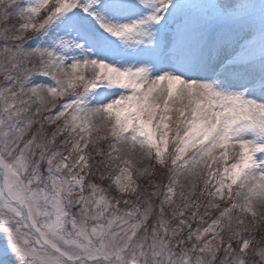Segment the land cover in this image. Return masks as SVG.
I'll return each instance as SVG.
<instances>
[{
    "label": "snow or ice",
    "instance_id": "snow-or-ice-1",
    "mask_svg": "<svg viewBox=\"0 0 264 264\" xmlns=\"http://www.w3.org/2000/svg\"><path fill=\"white\" fill-rule=\"evenodd\" d=\"M0 264H264V0H0Z\"/></svg>",
    "mask_w": 264,
    "mask_h": 264
}]
</instances>
